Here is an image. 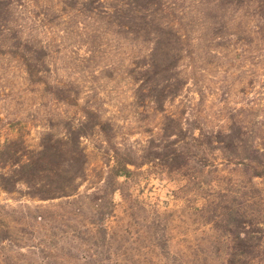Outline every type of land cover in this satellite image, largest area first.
<instances>
[{"label": "rangeland", "instance_id": "374dc122", "mask_svg": "<svg viewBox=\"0 0 264 264\" xmlns=\"http://www.w3.org/2000/svg\"><path fill=\"white\" fill-rule=\"evenodd\" d=\"M9 3L0 7V145L19 138L35 149L88 109L108 127L81 140L78 197L0 189V264H243L247 201L264 221V181L243 162L250 147L264 149V0H166L159 18L185 42L163 41L154 61L144 58L151 37L118 29L98 0ZM169 84L160 110L146 97L161 99ZM162 128L186 143L202 133L188 165L182 157L171 170L164 147L128 177L110 172L112 145L142 163Z\"/></svg>", "mask_w": 264, "mask_h": 264}, {"label": "trees", "instance_id": "16d2710c", "mask_svg": "<svg viewBox=\"0 0 264 264\" xmlns=\"http://www.w3.org/2000/svg\"><path fill=\"white\" fill-rule=\"evenodd\" d=\"M94 1L85 0L90 3ZM104 1L98 0L105 7L104 12L107 16L117 18L118 29L127 28L131 34L136 36L151 37L154 48L151 49L149 56L144 57L145 59L149 58L154 61L156 50L163 41L168 47L185 42L175 24L159 18L162 13L168 10L166 0H108L106 3L109 6L107 7ZM261 1L243 0V6L256 5ZM9 2L11 0H0V7L10 5ZM162 36L167 39L163 40ZM149 68L150 65L139 68L138 73L148 71ZM170 86L171 84L160 91L161 99L158 95L146 93L142 86L137 91L148 94L146 98L149 102L155 103L162 110ZM176 95L177 92L171 96L175 97ZM93 119H97V121L93 123ZM107 127L108 123L103 122L95 111L88 109L79 124L70 127L69 131L62 136L45 135L35 149L25 147L22 139L19 138L0 145V189L6 192H19L25 197L39 201L78 197L81 183L87 178V157L81 140L88 134L89 129L99 130L102 134H106ZM183 131V128H180L179 132ZM161 132L158 140L152 139L151 141V143L158 141L159 145L157 147L152 144L147 146L148 151L154 152L155 156L146 160L147 149L143 150L141 157L144 161L142 163H136L130 159L137 153L132 151L125 154L119 146L112 145L110 156L113 165L110 172L117 177H128L132 173L130 167L140 168L141 165L160 160L156 156L164 147L170 148L166 164L171 170L182 169L183 165H180L179 162L182 157L186 158L185 162L188 165L191 160L188 151L193 148V145L198 149L196 144L202 143V133L199 136L192 133L186 143L180 139L178 133L171 134L164 128L161 129ZM205 150L207 151V149ZM249 151L254 157L246 158L243 162L251 168V179L264 181V149L252 146ZM254 207L255 203L252 199L245 204L243 264H264V221L256 219L253 215L251 209Z\"/></svg>", "mask_w": 264, "mask_h": 264}]
</instances>
